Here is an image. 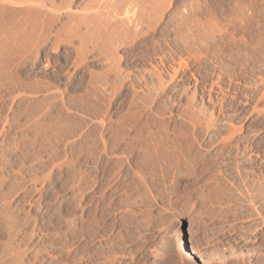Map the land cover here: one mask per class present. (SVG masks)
<instances>
[{
    "label": "rangeland",
    "instance_id": "374dc122",
    "mask_svg": "<svg viewBox=\"0 0 264 264\" xmlns=\"http://www.w3.org/2000/svg\"><path fill=\"white\" fill-rule=\"evenodd\" d=\"M59 1L0 0V264L264 262V0Z\"/></svg>",
    "mask_w": 264,
    "mask_h": 264
},
{
    "label": "bare ground",
    "instance_id": "6f19581e",
    "mask_svg": "<svg viewBox=\"0 0 264 264\" xmlns=\"http://www.w3.org/2000/svg\"><path fill=\"white\" fill-rule=\"evenodd\" d=\"M4 1H5V0H4ZM11 1H12V0H11ZM23 1H24V0H23ZM29 1H30V0H29ZM38 1H39V0H38ZM52 1H53V0H52ZM68 1H70V0H68ZM68 1H67V2H65V0L63 1L64 7H65V5H67L66 3H68ZM71 1H72V0H71ZM83 1H84V2H87V1H85V0H83ZM91 1L94 3L95 0H89V2H88V8H90V9H92V8H91V4H90ZM96 1H97V2H95V3L98 4V3H99L98 0H96ZM99 1H100V0H99ZM102 1H103V0H102ZM106 1H107V0H106ZM106 1H105V2H106ZM113 1H114V0H113ZM124 1H125V0H116V1H114V2H116V3L112 4V5L110 6V8H109V7H108V8H107V7L105 8L106 5H104V8H102V7H103V6H102V7H101L102 9H100V7H99L100 5H95V7H96L97 10L99 11L98 15L101 14V16H102V14H105V13H109V15H110V12L116 15V14H120V13H118V11L121 12V13H123V12H122L123 8H122V10H119V9L121 8V5H123L122 3H123ZM128 1H131V0H128ZM142 1H143V0H142ZM150 1H151V0H150ZM13 2H15V1H13ZM18 2H19V1H18ZM18 2H16V4H17ZM27 2H28V0H27ZM31 2H33V1H31ZM31 2H30V3H31ZM36 2H37V1H36ZM43 2H44V1H43ZM50 2H51V0H50ZM54 2H55V1H54ZM54 2H53V4H54ZM60 2H62V0L59 1V3H60ZM74 2H75V1H74ZM81 2H82V1H81ZM92 2H91V3H92ZM109 2H110V1H109ZM41 3H42V2H41ZM72 3H73V2H72ZM75 3H76V2H75ZM75 3H74V6H75ZM77 3H78V2H77ZM93 3H92V4H93ZM111 3H112V1H111ZM129 3H130V2H129ZM132 3H133V2H132ZM138 3H139V2H138ZM162 3H163V1H162ZM33 4H34V3H33ZM36 4H38V3H35V6H36ZM39 4H40V3H39ZM45 4H46V2H45ZM68 4H69V3H68ZM80 4H81V3L79 2V5H80ZM83 4H85V3H83ZM105 4H106V3H105ZM125 4H126V3H125ZM125 4H124V5H125ZM133 4H134V3H133ZM133 4H132V5H133ZM40 5H41V4H40ZM49 5H50V4H49ZM54 5H55V4H54ZM59 5H60V4H59ZM59 5H58L57 7H59ZM61 5H62V4H61ZM61 5H60V6H61ZM69 5H71V4H69ZM89 5H90V7H89ZM108 5H110V4H108ZM136 5H137V4H136ZM142 5H143V4H142ZM142 5H141V6H142ZM8 6H9V5H8ZM18 6H19V5H18ZM30 6H32V4L29 5V9H27L26 12L28 13V10H29L30 12H34V11L36 12V10L33 9V6H32V7H30ZM38 6H39V5H38ZM43 6H45V8H46L47 5H41V8H43ZM62 6H63V5H62ZM81 6H83V5H81ZM93 6H94V4H93ZM97 6H98V7H97ZM130 6H131V5H130ZM130 6H129L128 4L126 5L124 13H126V14L131 13L130 11L133 10V9L130 10V8H129ZM4 7H5V6H4ZM10 7H11V6H10ZM12 7H13V6H12ZM14 7H15V6H14ZM57 7H56V8H57ZM67 7H68V6H67ZM77 7H78V6H77ZM122 7H124V6H122ZM136 7H137V6H136ZM136 7H135V8H136ZM145 7H146V6H145ZM149 7H150V6H149ZM7 8H9V7H7ZM27 8H28V7H27ZM39 8H40V7H39ZM41 8H40V9H41ZM82 8H84V9H85L84 11H86V8H87V7H86V8H85V6H84V7H81V10H82ZM135 8H134V9H135ZM138 8H139V7H138ZM138 8H136V9H138ZM19 9H20V7H19ZM25 9H26V6H25ZM36 9H38V7H36ZM59 9H61V8H59ZM62 9H63V8H62ZM62 9H61V10H62ZM72 9H74V8H72ZM90 9H89V10H90ZM147 9H148V7H147ZM149 9H150V8H149ZM157 9H158V8L155 7V10H157ZM160 9H161V8H160ZM12 10H13V9H12ZM21 10H22V7H21ZM21 10H20V11H21ZM42 10H46V9L43 8ZM81 10H80V12H81ZM93 10H94V9H93ZM144 10H145V8H144ZM5 11H6V10H5ZM7 11H8V10H7ZM13 11H14V10H13ZM20 11H19V12H20ZM38 11H40V10H38ZM38 11H37V12H38ZM46 11H47V10H46ZM46 11H44V12H46ZM64 11H65V10H64ZM78 11H79V10H78ZM94 11H96V10H94ZM145 11H146V10H145ZM148 11H149V10H148ZM161 11H162V10H161ZM15 12H16V11H15ZM21 12H22V11H21ZM21 12H20V13H21ZM24 12H25V11H23V13H24ZM30 12H29V14H31ZM35 12H34V15H36V14L38 15V13L35 14ZM41 12L43 13V11H41ZM55 12H56V11H55ZM58 12H59V10H58ZM58 12H57L56 14H58ZM75 12H76V11H75ZM80 12H79V13H80ZM89 12H90V11H89ZM96 12H97V11H96ZM135 12H136V10H135ZM157 12H158V11H157ZM42 13H41V16L43 15ZM49 13H50V14H49L48 17H47V15H46L47 13L45 14V15H46L45 17H47V19H45V20H47V24H46V23H43V24L40 23L41 25H38V24H39L38 22L40 21V19L42 20V18L44 17V15L42 16V18H39V21H38V22H36V23L34 24L35 26H33V30H32L33 33H31V34H35V37H36V38L33 37L34 40L37 39V38H40L39 34H37V32H38L37 30H39V29L41 30V28H46V25H47V28H48V26H49L48 24H51L49 27L53 28V27H52V24H53L54 22H56V21L59 20V17H60V16H57V18L54 19V17H55L56 15L52 16V15H53V14H52L53 12H52L51 10L49 11ZM60 13H62V12L60 11ZM67 13H70V12L67 11ZM72 13H73V12H72ZM76 13H77V12H76ZM83 13H84V12H83ZM91 13H93V11H92ZM137 13H138V12H137ZM154 13H155V11H154ZM25 14H26V13H25ZM74 14H75V13H74ZM74 14H73V15H74ZM89 14H90V13H89ZM94 14L96 15L97 13H94ZM132 14H133V13H132ZM158 14H159V12H158ZM158 14H157V15H158ZM39 15H40V14H39ZM59 15H60V14H59ZM61 15H62V14H61ZM68 15H69V17L71 16L70 14H68ZM73 15H72V16H73ZM83 15H84V14H83ZM83 15H82V16H83ZM98 15H97V18H98ZM130 15H131V14H130ZM130 15H129V16H130ZM134 15H135V14H134ZM134 15H132V17H134ZM148 15H149V14H148ZM41 16H38V17H41ZM63 16H64V15H63ZM75 16H76V15H75ZM99 16H100V15H99ZM101 16H100V17H101ZM105 16H106V15H105ZM105 16H104V17H105ZM116 16H117V15H116ZM119 16H120V15H119ZM119 16H118V17H119ZM121 16H122V15H121ZM121 16H120V17H121ZM125 16H127V15H125ZM129 16H128V17H129ZM135 16H136V15H135ZM25 17H26V16H25ZM28 17H30V16L28 15ZM36 17H37V16H36ZM45 17H44V18H45ZM65 17H66V16H65ZM79 17H81V16L79 15L78 18H79ZM84 17H85V16H84ZM86 17H87V16H86ZM88 17L90 18V16H88ZM100 17H99V18H100ZM107 17H108V16H107ZM107 17H105V18H107ZM118 17H117V18H118ZM132 17L130 16V18H131V19H130V22L133 21L134 18H135V17H134L133 20H132ZM146 17H147V16H146ZM30 18H31V17H30ZM34 18H35V17H34ZM44 18H43V20H44ZM67 18H68V17H67ZM71 18H73V17H71ZM93 18H94V17H93ZM112 18H113V15H112ZM114 18H115V17H114ZM124 18H126V17H124ZM137 18H138V17H137ZM26 19H27V18H26ZM28 19H29V18H28ZM31 19H33V16H32ZM36 19H38V18H36ZM60 19H61V17H60ZM82 19H83V18H81V20H82ZM103 19H104V18H103ZM120 19H121V24H123V21H124L123 18L121 17ZM126 19H127V18H126ZM151 19H152V18H151ZM154 19H156V18H154ZM29 20H30V19H29ZM29 20H28V21H29ZM33 20H34V19H33ZM33 20H31V21H33ZM69 20H70V19H69ZM69 20H67V21H69ZM74 20L76 21V19H74ZM77 20H78V19H77ZM79 20H80V18H79ZM79 20H78V21H79ZM98 20H99V19H98ZM107 20H108V19H107ZM137 20H138V19H137ZM149 20H150V19H149ZM28 21H27V24H28ZM31 21H30L29 23H31ZM35 21H36V20H35ZM59 21H60V20H59ZM65 21H66V20H65ZM71 21H72V20H71ZM142 21H143V20H142ZM144 21H145V20H144ZM144 21H143V23H145ZM24 22H25V21H24ZM41 22H42V21H41ZM45 22H46V21H45ZM61 22H62V21H61ZM63 22H64V21H63ZM76 22H77V21H76ZM82 22H83V20H82ZM95 22L97 23V21H95ZM108 22H109V21H108ZM111 22H112V20H111ZM151 22H152V20H151ZM20 23H21V22H20ZM33 23H34V22H32V24H33ZM37 23H38V24H37ZM57 23H58V22H57ZM85 23H86V28H87V30H88V28L90 29V28L92 27L90 24L93 23V19H92L91 21H88V19H85ZM99 23H100V22H99ZM102 23L104 24L103 20H102ZM105 23H107V22H105ZM109 23H110V22H109ZM114 23H115V22H114ZM117 23H118V22H117ZM127 23H128L127 25L130 24V25L132 26V24L135 23V22L133 21V23L131 24V23H129V21L127 20ZM138 23H139V22H137V24H138ZM27 24L25 23L24 25L27 26ZM60 24H61V23H60ZM62 24H63V23H62ZM69 24H70V23H69ZM71 24H72V22H71ZM75 24H76V25H79V24H81V23H79V24L75 23ZM75 24H73V26H74ZM125 24H126V23H125ZM125 24H124V25H125ZM146 24H147V23H146ZM151 24H152V23H151ZM53 25H54V24H53ZM57 25H58V24H57ZM63 25H64V27L66 26L65 23H64ZM81 25H83V24H81ZM94 25H95V24H94ZM100 25H101V24H100ZM108 25H109V24L107 23V26H108ZM112 25H113V24H112ZM112 25H110V26H112ZM114 25H116V23H115ZM29 26H30V25H28V27H25V28L27 29V28H29ZM97 26H99V25H97ZM103 26H104V25H103ZM119 26H120V25H119ZM119 26H118V27H119ZM134 26H135V25H134ZM31 27H32V26H31ZM31 27H30V28H31ZM39 27H40V28H39ZM67 27H68V26H67ZM67 27L65 28V30L67 29V30L70 31V29L72 28V25H71V28H70V29L67 28ZM69 27H70V26H69ZM75 27H76V26H75ZM78 27H80V26H78ZM100 27H101V26H100ZM118 27H117V28H118ZM126 27H127V26H126ZM62 28H63V26H62ZM62 28H61V30H62ZM92 28H93V27H92ZM97 28H98V27H97ZM97 28H96V29H97ZM106 28H107V27H106ZM108 28H109V26H108ZM113 28H114V27H113ZM119 28H120V27H119ZM119 28H118V29H119ZM131 28H132V27H131ZM139 28H140V27H139ZM141 28H142V27H141ZM151 28H152V27H151ZM5 29H6V28H5ZM26 29H25V30H26ZM49 29H50V28H49ZM53 29H54V28H53ZM55 29H56V28H55ZM75 29H77V28H75ZM84 29H85V28H84ZM114 29H116V28H114ZM126 29H127V28H126ZM30 30H31V29H30ZM44 30H45V29H44ZM51 30H52V29H51ZM57 30H58V29H57ZM61 30H60V31H61ZM65 30H64V31H65ZM77 30H78V29H77ZM80 30H81V29H80ZM103 30H104V29H103ZM111 30H112V29H111ZM135 30H136V29H135ZM138 30H139V29H138ZM141 30H142V29H141ZM69 31H68L67 33H71V32H69ZM72 31H73V29H72ZM95 31H97V30H95ZM98 31H99V29H98ZM100 31H101V30H100ZM112 31H113V30H112ZM122 31H123V30H122ZM127 31H128V30H127ZM127 31H126V32H127ZM132 31H133V30H132ZM30 32H31V31H27V33H30ZM42 32L45 33V31H41V33H40V34L44 35ZM55 32H56V31H55ZM73 32H74V31H73ZM73 32L71 33V35H73ZM75 32H76V31H75ZM117 32H118V31H117ZM123 32H124V31H123ZM123 32H121V33H123ZM126 32H124V33H126ZM138 32L141 33L140 30H139ZM143 32H144V31H143ZM25 33H26V32H25ZM38 33H39V32H38ZM46 33H48V31H47ZM46 33H45V34H46ZM84 33H86V32H84ZM87 33H91V32H87ZM92 33H93V32H92ZM95 33H96V32H95ZM129 33H130V32H129ZM132 33H133V32H132ZM132 33H131V34H132ZM54 34H57V36H59V35H58V32H57V33H54ZM75 34H76V33H74V35H75ZM79 34H80V32H79ZM82 34H83V33H82ZM114 34H115V33H114ZM28 35H29V34H28ZM28 35H25V36L28 37ZM42 35H41V38H42V40H44L45 38L43 39V36H42ZM47 35H48V34H46V36H47ZM49 35H50V34H49ZM60 35H61V33H60ZM62 35H63V32H62ZM62 35H61V37H62ZM74 35H73V36H74ZM101 35H102V34H101ZM106 35H107V33H106ZM118 35H119V34H118ZM124 35H125V37H127L126 34H124ZM137 35H138V34H137ZM73 36H72V37H73ZM80 36H81V34H80ZM89 36H91V34H90ZM109 36H111V35H109ZM130 36H131V35L129 34V37H130ZM132 36H133V35H132ZM139 36H140V34H139ZM30 37H31V39H32V36H30ZM47 37H48V36H47ZM68 37H69V35H68ZM97 37H101L100 34H99V36H97ZM97 37H95V38H97ZM107 37H108V36H107ZM28 38H29V37H28ZM28 38H27V39H28ZM41 38H40V39H41ZM48 38H50V36H49ZM69 38H71V37H69ZM78 38H79V37H78ZM120 38H121V37H120ZM29 39H30V38H29ZM33 39H32V40H33ZM53 39H54V38H53ZM57 39H59V38H57ZM82 39H83V38H82ZM82 39H81V40H82ZM85 39H86V38H85ZM97 39H99V38H97ZM97 39H96V40H97ZM102 39H103V37H102ZM104 39H105V38H104ZM110 39H112V37H111ZM118 39H119V38H118ZM126 39H127V38H126ZM129 39H130V38H128V40H129ZM136 39H138V38H136ZM34 40H33V41H34ZM42 40H41V41H42ZM60 40H61V39H60ZM68 40H70V39H68ZM88 40H89V39H88ZM88 40H86V42H87ZM107 40H108V39H107ZM113 40H114V39H113ZM35 41H36V40H35ZM37 41H38V40H37ZM39 41H40V40H39ZM45 41H46V40H45ZM45 41H44V42H45ZM48 41H49V40H48ZM54 41H55V40H54ZM64 41H65V40H64ZM64 41H62V42H64ZM71 41H73V40H71ZM82 41H83V40H82ZM84 41H85V40H84ZM110 41H111V40H110ZM125 41H126V40H125ZM132 41H133V40H132ZM25 42H26V41H25ZM46 42H47V41H46ZM65 42H66V41H65ZM88 42H91V41H88ZM121 42H122V41H121ZM121 42H119V43H121ZM123 42H124V40H123ZM126 42H127V41H126ZM31 43H32V42H31ZM70 43H71V42H70ZM72 43H73V42H72ZM108 43H109V42H108ZM110 43H111V42H110ZM28 44H29V43H28ZM82 44H83V43H82ZM93 44H94V43H93ZM101 44H103V43H101ZM115 44H116V42H115ZM25 45H26V44H25ZM32 45H33V44H32ZM32 45H31V46H32ZM36 45H37V43H36ZM57 45H58V44H57ZM57 45H56V46H57ZM91 45H92V44H91ZM94 45H95V44H94ZM103 45H104V44H103ZM105 45H106V44H105ZM108 45H110V44H108ZM88 46H89V45H88ZM95 46H96V45H95ZM118 46H119V45H118ZM28 47H29V46H28ZM93 47H94V46H93ZM101 47H102V46H101ZM115 47H116V46H115ZM31 48H32V47H31ZM106 48H107V47H106ZM115 49H116V48H115ZM118 49H119V47H118ZM93 50H94V49H93ZM88 52H89V51H88ZM84 54H85V53H84ZM84 54H83V55H84ZM86 54H87V53H86ZM86 54H85V55H86ZM113 54H114V53H113ZM100 55H101V54H100ZM116 55H117V54H116ZM83 58H84V57H83ZM85 58H86V56H85ZM85 58H84V59H85ZM111 58H113V56H112ZM119 59H120V58H119ZM107 60H108V59H107ZM117 60H118V59H117ZM161 60H162V59H161ZM80 61H81V59H80ZM108 62H109V61H108ZM76 63H77V62H76ZM78 63H80V62H78ZM110 63H111V62H110ZM80 64H81V63H80ZM108 64H109V63H108ZM76 65H77V64H76ZM117 65H118V64H117ZM115 67H116V66H115ZM156 69H157V68H156ZM175 70H176V69H175ZM155 72H156V71H155ZM158 73H159V72H158ZM156 74H157V73H156ZM159 75H160V74H159ZM116 76H117V75H116ZM121 77H122V76H121ZM128 77H129V76H128ZM161 77H162V76H161ZM118 78H119V77H118ZM124 78H125V77H124ZM162 84H163V83H162ZM163 86H164V85H163ZM155 89H156V88H155ZM151 92H152V91H151ZM125 116H126V115H125ZM126 117H127V116H126ZM247 161H248V160H247ZM229 166H230V165H229ZM248 172H249V171H248ZM224 174H225V173H224ZM246 175H247V174H246ZM235 177H236V176H235ZM250 177H251V176H250ZM225 178H226V177H225ZM257 178H258V177H257ZM244 179H245V178H244ZM249 180H250V179H249ZM229 181H230V180H229ZM231 182H232V181H231ZM224 183H225V182H224ZM232 184H233V183H232ZM246 184H248V183L245 182V185H246ZM220 185H221V184H220ZM243 185H244V183H243ZM260 185H261V184H260ZM254 186H255V185H254ZM262 186H263V185H262ZM236 187H237V186H236ZM250 187H251V186H250ZM244 188H245V187H244ZM246 188H247V185H246ZM256 188H257V187H256ZM248 189H249V188H247V190H248ZM250 189H251V188H250ZM250 189H249V190H250ZM220 190H221V189H220ZM220 190H219V191H220ZM259 190H260V189H259ZM217 191H218V190H217ZM225 191H226V190H225ZM243 191H244V190H243ZM257 191H258V190H257ZM235 192H236V191H235ZM261 192H262V191H261ZM229 193H230V192H229ZM233 193H234V192H233ZM246 193L249 194V191L246 192ZM246 193H244V195H243V194H242V195L246 197V196H247V195H245ZM230 194H231V193H230ZM225 195H226V194H225ZM242 195H240V196H242ZM249 195H250V194H249ZM243 196H242V197H243ZM245 197H244V199H246ZM235 198H236V197H235ZM238 198H239V196H238ZM248 198H249V196H248ZM248 198H247V199H248ZM232 199H233V198H232ZM244 199H243V200H244ZM233 200H234V199H233ZM237 200H238V199H237ZM248 200L250 201V198H249ZM253 201H254V200H253ZM262 203H263V202H262ZM256 206H257V205H256ZM262 206H263V205H262ZM236 207H237V206H236ZM240 207H241V206H240ZM254 207H255V206H254ZM227 209H228V208H227ZM253 209H254V208H253ZM232 210H233V209H232ZM258 210H259V209H258ZM235 212H236V211H235ZM237 212H238V211H237ZM248 213H249V212H248ZM258 213H259V211H258ZM249 214H250V213H249ZM259 214H260V213H259ZM233 215H234V214H233ZM241 216H242V215H241ZM249 216H250V215H249ZM240 218H241V217H240ZM235 220H236V219H235ZM235 220H234V221H235ZM244 220H245V219H244ZM235 222H236V221H235ZM257 223H258V222H257ZM259 223H260V222H259ZM242 224H243V223H242ZM237 226H238V225H237ZM243 227H244V226H243ZM248 227H249V226H248ZM248 227H247V229H248ZM172 228H173L172 230H169V231L171 232L170 234H172V235L175 234V236H177L178 231H179L180 228H182V227H180L179 225L176 224V225H174ZM225 229H226V228H225ZM249 229H250V227H249ZM232 231H233V230H232ZM254 231H255V230H254ZM249 232H250V231H249ZM172 235H170V236H172ZM179 236H180V235H179ZM169 238H170V237H169ZM173 238H174V237H173ZM179 238H180V237H179ZM179 238L177 237L176 239H179ZM171 239H172V238H171ZM171 239H170V240H171ZM176 239H175V240H176ZM165 240H166V239H165ZM173 240H174V239H173ZM4 241H5V240H4ZM23 241H24V240H23ZM237 241H238V240H237ZM168 242H169V241H168ZM8 243H9V242H8ZM226 243H227V242H226ZM2 244H3V243H2ZM24 244H25V243H24ZM224 244H225V243H224ZM3 245H4V244H3ZM176 245H177V244H176ZM172 246H173V245H169L168 247H172ZM7 248H8V247H7ZM178 248L180 249V252H181L182 255L184 254V255H186L188 258L190 257V258H192L193 260H195V258H198V257L201 256V255H198L197 250H195V249L192 248V247L187 246V245L185 244L184 240H182V238H181V240H180L179 243H178ZM1 249H2V248H1ZM1 249H0V250H1ZM171 249H172V248H171ZM169 250H170V249H169ZM247 250H248V249H247ZM252 251H253V250H252ZM256 251H258V250H256ZM8 252H9V251H8ZM258 252H259V251H258ZM245 254H247V255H246V256H245L244 254H243V255H244L245 257H248V255L250 256V254H252V253H250V254L245 253ZM257 254H258V253H257ZM241 255H242V254H241ZM241 255H240V256H241ZM253 255H254V254H253ZM240 256H238V258H239ZM244 256H243V258H240V259H238V258L236 257V261H234V263H236V264H247V263H248V264H249V261L246 263V260H247V259H246ZM251 256H252V255H251ZM160 257H161V256H160ZM233 257H234V256H233ZM258 257H259L258 260H257L254 264H264L263 259L260 258L261 256H258ZM2 258H3V257H2ZM232 259H233V258H232ZM237 259H238V260H237ZM256 259H257V257H256ZM256 259H255V260H256ZM0 260H2V259H0ZM9 260H10V259H9ZM222 260H223V259H222ZM222 260H221V261H222ZM233 260H235V258H234ZM227 261H229V260H227ZM237 261H238V263H237ZM1 262H2V261H1ZM224 262H225V260H224ZM3 264H4V263H3ZM222 264H224V263H222ZM229 264H230V263H229Z\"/></svg>",
    "mask_w": 264,
    "mask_h": 264
}]
</instances>
